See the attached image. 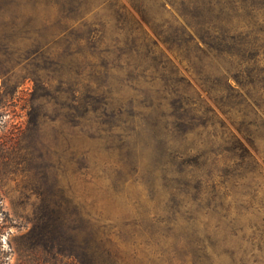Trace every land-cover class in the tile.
Instances as JSON below:
<instances>
[{"label":"rangeland","instance_id":"1","mask_svg":"<svg viewBox=\"0 0 264 264\" xmlns=\"http://www.w3.org/2000/svg\"><path fill=\"white\" fill-rule=\"evenodd\" d=\"M0 200L2 264H264V0H0Z\"/></svg>","mask_w":264,"mask_h":264},{"label":"trees","instance_id":"2","mask_svg":"<svg viewBox=\"0 0 264 264\" xmlns=\"http://www.w3.org/2000/svg\"><path fill=\"white\" fill-rule=\"evenodd\" d=\"M0 214H4V212L2 213V211H1V200H0ZM5 219H8V217L7 216H5ZM1 227V226H0ZM0 235H1V232H0ZM2 251H1V247H0V264H2L3 262H2Z\"/></svg>","mask_w":264,"mask_h":264}]
</instances>
